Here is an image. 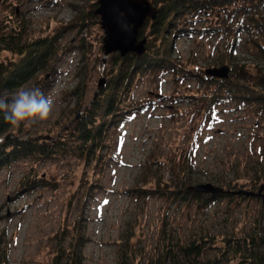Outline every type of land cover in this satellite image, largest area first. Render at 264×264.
<instances>
[{
	"label": "rangeland",
	"instance_id": "rangeland-1",
	"mask_svg": "<svg viewBox=\"0 0 264 264\" xmlns=\"http://www.w3.org/2000/svg\"><path fill=\"white\" fill-rule=\"evenodd\" d=\"M95 2L0 0V32L14 30L21 43L52 37L74 23L58 42L53 75L40 72L23 87L40 89L49 78L52 113L44 121L15 126L19 137L55 141L64 136L99 93V81L108 83L115 53L104 54ZM216 3L187 18L191 36L173 37L181 70L135 78L129 100L136 110L111 128L103 162L55 156L19 160L0 170V264H50L61 239L68 246L77 228L87 239L83 264H151L165 245L175 246L179 260L188 263L181 251L192 242H200L203 262L243 263L251 238L264 234V189L259 197L235 194L205 206L197 199L132 190L170 188L186 175L183 169L189 187L211 183L230 192H258L264 185V114L230 96L208 106L215 85L203 80L210 77L207 69H231L230 63L244 65L251 78L264 73L258 46L264 31L254 25L255 18L264 22L263 12L260 5L244 4L250 13L228 15L243 2ZM0 47L13 45L0 42ZM222 54L231 61L220 65ZM16 58L9 49L0 51V60ZM81 69L87 89L76 110ZM30 184L34 187L25 189Z\"/></svg>",
	"mask_w": 264,
	"mask_h": 264
},
{
	"label": "trees",
	"instance_id": "trees-1",
	"mask_svg": "<svg viewBox=\"0 0 264 264\" xmlns=\"http://www.w3.org/2000/svg\"><path fill=\"white\" fill-rule=\"evenodd\" d=\"M236 1L150 0L157 9V16L149 22L147 20L140 31V38L144 36L148 38L147 51L142 56H137L134 53H130L125 57H121L118 53L112 56L107 85L91 101L84 114L73 125L66 128L64 136L58 137L55 141L50 138L23 139L13 132L15 126L7 123L3 119V115L0 114V170L19 160L30 159L35 162H41L55 156H71L86 161H102L101 159H104L102 152L109 146L107 138L111 128L118 127L127 114L136 110L129 100L135 78L160 72L177 73L178 69L181 70L178 60L173 57V37L191 36L194 33L193 29L188 28L190 24L187 23V18L191 17L193 12H205L204 10H207V7H213L216 2L218 7H227L233 4L235 6ZM240 1L243 3L228 11V15H245L250 13L251 9L249 6L260 5L258 11L262 10L263 15L261 18L264 20V0ZM95 4L97 3L95 2L93 5ZM244 4H249V6ZM79 12L81 15L84 13L82 8L79 9ZM89 15L92 16L91 11ZM71 24L62 26V30L52 37L37 38L28 43H21L18 38L19 34L14 30L0 32L2 36L0 39L1 44L9 46L11 43L13 45V47H0V51L9 49L17 56L14 60H0V96H10L31 80H35L40 72H44L45 75L51 72V75H53L57 61L58 42ZM254 25L264 31V22L255 18ZM146 28L148 33H145ZM258 46L264 55V41L263 44L258 42ZM85 58L86 53L83 54V62L87 65ZM226 58L224 54L219 57L220 65L226 63L227 59L231 61V56ZM230 65L232 73V79L230 80L216 79L214 77L202 78L204 82H211L215 85L214 91L207 98L206 103L208 106L216 104L215 102L221 101L225 96H230L238 102L251 105L259 113L264 114V73L260 72V75L252 77V79L244 65L239 63H230ZM84 73V69H81V81L74 91V94L79 99L76 110L80 108L87 89ZM251 79L254 83H251ZM44 81L45 85L41 86L40 90L46 96V90L50 86L51 80L45 78ZM257 170L260 169L258 168ZM183 171L186 175L180 176L178 182L170 188L162 190L141 188L132 190L139 191L143 195L152 194L181 200L197 199L202 206L221 198L233 197L236 194L232 191L220 194L192 192L189 189L188 169H183ZM226 186L229 187L230 185L227 184ZM33 187L34 185L30 184L25 189L29 190ZM240 197L244 198L245 196L240 194ZM86 241L87 239L82 235L81 231L78 228L75 229L68 246L64 247L63 239H61L50 264H83L81 250ZM263 246L264 234L259 231L251 238L248 256L243 259L242 264H264ZM181 252L185 259H189L188 263L179 260L175 254V246L165 245L156 254L151 264H214L199 260L203 253L200 242H192L190 245L183 247ZM121 264L129 263L124 260Z\"/></svg>",
	"mask_w": 264,
	"mask_h": 264
},
{
	"label": "water",
	"instance_id": "water-1",
	"mask_svg": "<svg viewBox=\"0 0 264 264\" xmlns=\"http://www.w3.org/2000/svg\"><path fill=\"white\" fill-rule=\"evenodd\" d=\"M97 4L98 8L95 9L94 14L100 17V25L105 34L103 40L104 54L108 56L118 53L121 57H125L130 53L137 56L144 55L147 51L148 38L145 36L140 38V31L148 19L153 20L157 16V9L150 0H97ZM205 74L214 78L228 79L230 77V67L209 68L205 71ZM106 84V79L102 78L98 85L99 91ZM189 189L192 192L203 194L230 192L211 183L190 186ZM263 189L264 185L260 187L258 192L243 190L235 193L245 196H261ZM262 199L264 200V196H262Z\"/></svg>",
	"mask_w": 264,
	"mask_h": 264
},
{
	"label": "clouds",
	"instance_id": "clouds-1",
	"mask_svg": "<svg viewBox=\"0 0 264 264\" xmlns=\"http://www.w3.org/2000/svg\"><path fill=\"white\" fill-rule=\"evenodd\" d=\"M53 100L39 88H21L11 96H0V114L12 126L24 122L44 121L52 113Z\"/></svg>",
	"mask_w": 264,
	"mask_h": 264
}]
</instances>
